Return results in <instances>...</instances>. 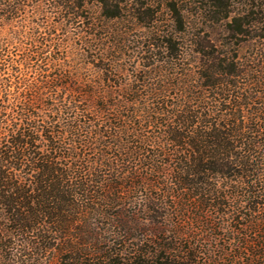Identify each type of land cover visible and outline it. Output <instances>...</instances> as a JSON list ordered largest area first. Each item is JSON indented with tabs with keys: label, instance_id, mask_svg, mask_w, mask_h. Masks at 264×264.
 Listing matches in <instances>:
<instances>
[{
	"label": "trees",
	"instance_id": "16d2710c",
	"mask_svg": "<svg viewBox=\"0 0 264 264\" xmlns=\"http://www.w3.org/2000/svg\"><path fill=\"white\" fill-rule=\"evenodd\" d=\"M33 13L147 40L111 27L82 81ZM0 27V264H264V0H0Z\"/></svg>",
	"mask_w": 264,
	"mask_h": 264
},
{
	"label": "rangeland",
	"instance_id": "374dc122",
	"mask_svg": "<svg viewBox=\"0 0 264 264\" xmlns=\"http://www.w3.org/2000/svg\"><path fill=\"white\" fill-rule=\"evenodd\" d=\"M50 9L51 8L47 6L45 10L50 11ZM159 15L160 19L162 20L161 22H163V27L165 29L170 28L172 22L170 19V14L164 10ZM31 16L32 20L34 21V25L36 26H44V24L51 21L56 22V25L55 27H52L51 32L53 36L57 38V40L63 42L65 45L63 49L61 48V50L57 49L54 46L49 52H46L48 53V55L51 54L52 57L59 56L64 58L66 60V63L74 66L75 69H78L79 79L82 81H100V76L102 75L100 66L104 64V61H101L102 59H97L98 49L103 48L107 44H110L106 33L111 27H116L118 30H120L121 35H124L125 38L128 34H126L124 31L133 30L131 32L132 34L143 36L142 40H144V43L147 40L145 36L148 34V30L139 27V25L135 22H109L104 16H102V20H98L99 26H102L98 34L102 35V39L99 38V36H97V38L99 39H95L92 34L90 35L92 29L87 27L86 23H82V21H73L72 19H69L67 17L63 18L62 20L58 16L48 19L44 15V13H33ZM60 20L63 22H60ZM22 24L23 17H17L13 20L7 19L3 21L2 24V26H4L3 29L6 30L5 32L3 30V32L9 34L13 39L14 43L10 46L8 45V49L13 53H19L18 51L20 47L18 46L21 45V42H19L20 40L16 38V35L19 33L18 30L21 28ZM1 29L2 28L0 27V30ZM26 41L27 40H25V42ZM142 46L143 45H141L140 48L138 42L136 44L135 40H132V42L126 40V42L122 44L118 43L117 48L121 47L125 51L124 53H122V66L124 67L125 71H129V73H131L134 67H141L144 64H150L154 62L155 58L150 55V52L144 51V48L146 50L148 48L144 47L142 49ZM159 50L162 51V49ZM160 53H158L159 58L164 54ZM143 55L146 56L143 57Z\"/></svg>",
	"mask_w": 264,
	"mask_h": 264
}]
</instances>
